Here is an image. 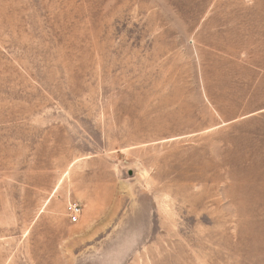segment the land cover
Segmentation results:
<instances>
[{
  "label": "rangeland",
  "instance_id": "obj_1",
  "mask_svg": "<svg viewBox=\"0 0 264 264\" xmlns=\"http://www.w3.org/2000/svg\"><path fill=\"white\" fill-rule=\"evenodd\" d=\"M0 264H264V0H0Z\"/></svg>",
  "mask_w": 264,
  "mask_h": 264
},
{
  "label": "built area",
  "instance_id": "obj_2",
  "mask_svg": "<svg viewBox=\"0 0 264 264\" xmlns=\"http://www.w3.org/2000/svg\"><path fill=\"white\" fill-rule=\"evenodd\" d=\"M67 213L70 222L76 223L78 222L79 216L81 214V207L77 203H70L67 206Z\"/></svg>",
  "mask_w": 264,
  "mask_h": 264
}]
</instances>
